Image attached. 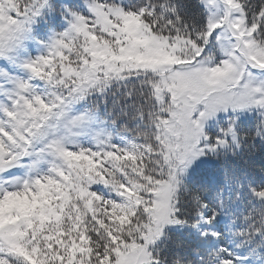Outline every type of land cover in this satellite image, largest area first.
I'll return each mask as SVG.
<instances>
[{
	"label": "snow or ice",
	"instance_id": "snow-or-ice-1",
	"mask_svg": "<svg viewBox=\"0 0 264 264\" xmlns=\"http://www.w3.org/2000/svg\"><path fill=\"white\" fill-rule=\"evenodd\" d=\"M0 264H264V0H0Z\"/></svg>",
	"mask_w": 264,
	"mask_h": 264
}]
</instances>
